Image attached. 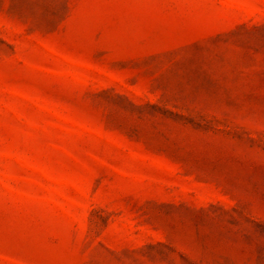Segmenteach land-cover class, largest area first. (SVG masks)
I'll return each mask as SVG.
<instances>
[{"label":"rangeland","instance_id":"rangeland-1","mask_svg":"<svg viewBox=\"0 0 264 264\" xmlns=\"http://www.w3.org/2000/svg\"><path fill=\"white\" fill-rule=\"evenodd\" d=\"M0 264H264V0H0Z\"/></svg>","mask_w":264,"mask_h":264}]
</instances>
